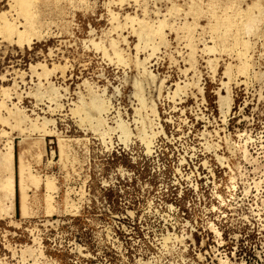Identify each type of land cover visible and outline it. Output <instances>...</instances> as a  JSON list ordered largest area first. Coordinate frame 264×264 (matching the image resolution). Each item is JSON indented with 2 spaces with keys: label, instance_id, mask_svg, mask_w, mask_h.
I'll return each mask as SVG.
<instances>
[{
  "label": "rangeland",
  "instance_id": "1",
  "mask_svg": "<svg viewBox=\"0 0 264 264\" xmlns=\"http://www.w3.org/2000/svg\"><path fill=\"white\" fill-rule=\"evenodd\" d=\"M0 32V264H264V0H0Z\"/></svg>",
  "mask_w": 264,
  "mask_h": 264
},
{
  "label": "bare ground",
  "instance_id": "2",
  "mask_svg": "<svg viewBox=\"0 0 264 264\" xmlns=\"http://www.w3.org/2000/svg\"><path fill=\"white\" fill-rule=\"evenodd\" d=\"M8 19V18H7ZM5 20V19H4ZM3 21V20H2ZM3 23V22H2ZM1 23V24H2ZM10 23H11V21H10ZM16 26V25H15ZM11 27H14V25H12V26H10V24L9 23H6L4 26H3V28H5L10 34H12V30H11ZM143 28H145V27H143L142 26V30H143ZM147 28V27H146ZM16 29V28H15ZM140 29V30H141ZM148 29V31H151V30H149V28H147ZM17 30V29H16ZM140 30H138V31H140ZM3 31V30H2ZM19 31H21V30H19ZM145 31V32H144ZM144 31H141L140 32V34L141 35H143V37L142 38H145L148 42H149V35L146 33V31L147 30H144ZM147 31V32H148ZM17 32V31H16ZM24 32V31H23ZM22 31L20 32V33H18L19 34V39H21V38H23V36H24V33H23ZM144 32V33H143ZM1 33V32H0ZM154 37V36H153ZM152 37V38H153ZM141 38V39H142ZM145 39H143L144 41V43H145ZM150 39H151V37H150ZM113 40H116V39H113ZM124 40H126V39H124ZM154 40V39H153ZM142 42V41H141ZM147 42V43H148ZM115 44H117V42L115 43ZM118 45V44H117ZM148 45H149V43H148ZM153 45V44H152ZM148 47V46H147ZM150 47V46H149ZM153 47V46H152ZM154 47H155V45H154ZM153 47V48H154ZM156 48V47H155ZM115 49V48H114ZM118 50H121V49H118ZM117 50V51H118ZM154 50V49H153ZM138 51V50H137ZM141 51V50H140ZM146 51V50H145ZM154 52H152V54H153ZM154 55V54H153ZM116 58H117V56H115ZM149 58V57H148ZM137 59V58H136ZM139 59V58H138ZM137 59V60H138ZM112 60V59H111ZM139 61V60H138ZM142 61V60H141ZM152 62V61H151ZM147 64L149 63V62H146ZM139 64V63H138ZM141 64V63H140ZM139 64V65H140ZM147 64H146V66H147ZM143 65V64H142ZM141 68V67H140ZM148 68V67H147ZM147 68H146V70H147ZM152 70V69H151ZM151 70H150V72H151ZM153 74V73H152ZM138 75H139V73H138ZM145 76V75H144ZM79 77V76H78ZM148 77V76H147ZM150 77V76H149ZM129 78V77H128ZM131 78V77H130ZM142 79V78H141ZM146 79V78H145ZM148 79V78H147ZM154 79V78H153ZM174 79V78H173ZM128 80V79H127ZM126 80V81H127ZM131 80V79H130ZM149 80V79H148ZM129 81V80H128ZM132 81H134V80H132ZM136 82H135V84H136V88H138L136 91H135V94L139 97V100L137 99V101L139 102H141V104L143 105V106H145V108L147 107V103H146V99L147 98H145L144 97V95H143V93H142V90L144 89L143 87H142V84L139 82V80H135ZM143 81V80H142ZM141 81V82H142ZM152 81V80H151ZM162 81V80H161ZM86 82H87V80H86ZM130 82V81H129ZM147 83H149V82H146V83H143V86L145 85V84H147ZM152 83V82H151ZM153 83H154V81H153ZM163 83V82H162ZM86 85V84H85ZM88 85V84H87ZM154 85V84H153ZM152 85V86H153ZM79 86V85H78ZM92 86V85H91ZM145 86H147V85H145ZM149 86V85H148ZM162 86H163V84H162ZM179 86H181V85H179ZM90 87V86H89ZM164 87H165V85H164ZM178 87V86H177ZM79 88H80V86H79ZM92 88V87H91ZM159 88H161V87H159ZM158 88V89H159ZM88 89V88H87ZM148 89V88H147ZM166 89H168L167 87H166ZM160 90V89H159ZM158 90V91H159ZM176 92L178 91L177 89L175 90ZM56 93H58L59 92V90L57 89L56 91H55ZM81 92V91H80ZM92 92V91H91ZM90 92V93H91ZM103 92V91H102ZM148 92V91H147ZM172 92V90H170V93ZM183 92V91H182ZM120 93H122V92H119V94ZM184 93V92H183ZM87 94V93H86ZM93 94V93H92ZM95 94V93H94ZM132 94V93H131ZM61 95V94H60ZM83 95H84V93H83ZM83 95H81L82 97H83ZM89 95V94H88ZM98 95V94H97ZM100 95V94H99ZM107 95V94H106ZM180 95V94H179ZM179 95H178V97H179ZM185 95V94H184ZM183 95V96H184ZM91 96V95H90ZM102 96V95H101ZM105 96V95H104ZM134 97H135V95H133ZM188 96V95H187ZM54 97V96H53ZM62 97V96H61ZM82 97H80L82 100H81V105H79L77 108H73V109H75V113L77 112V113H81V112H85V118H83V116H82V118L84 119V122L85 121H90L91 122V124L94 122V120H98V123L99 122H103V121H105L104 120V116H103V114L106 112L107 113V111L108 110H111L110 108H109V100H106L105 98H100V97H98V98H91L90 97V99H91V101L90 102H88V100H86V101H83V99L84 98H82ZM97 97V96H96ZM109 97V96H108ZM132 97V96H131ZM111 98V97H110ZM109 98V99H110ZM171 98V97H170ZM180 98V97H179ZM222 98V97H221ZM224 98V97H223ZM222 98V99H223ZM226 98V97H225ZM86 99V98H85ZM132 99V98H131ZM176 99V98H175ZM178 99V98H177ZM187 99V98H186ZM228 99V98H227ZM53 100V99H52ZM183 100V99H182ZM58 101V100H57ZM132 101V100H131ZM153 101V100H152ZM151 101V102H152ZM223 101V100H222ZM80 102V101H79ZM78 102V103H79ZM112 102V101H111ZM183 102V101H182ZM224 102H226V100L225 101H223V103ZM76 103V102H75ZM154 103V102H153ZM57 105H58V103H56ZM77 104V103H76ZM140 104V105H141ZM113 105V104H112ZM134 105V104H133ZM155 105V104H154ZM141 108H142V106H140ZM139 109V108H138ZM138 109H137V111H138ZM155 109V108H154ZM175 109V108H174ZM141 110V109H140ZM153 110V109H152ZM184 110V109H183ZM154 111V110H153ZM152 111V112H153ZM73 112V113H74ZM118 112V111H117ZM76 113V114H77ZM156 113V112H155ZM138 114V113H137ZM140 115V114H139ZM19 116H21V114H19ZM103 116V117H102ZM144 116V115H143ZM23 117V116H22ZM26 118H28L27 116H25ZM75 117V116H74ZM79 118V117H78ZM81 118V119H82ZM141 118H143V117H141ZM147 118V117H146ZM44 119H45V117H44ZM82 119V120H83ZM151 119V118H150ZM21 120H22V118H21ZM47 120V119H46ZM48 120H53V119H48ZM47 120V121H48ZM107 120V119H106ZM118 120V119H117ZM140 120V119H139ZM45 121V120H44ZM134 121H137L136 119L134 120ZM153 121V120H152ZM23 122V121H22ZM25 122V121H24ZM53 122V121H52ZM81 122V121H80ZM31 123V127L34 129V130H37V129H39L40 127H39V125L37 124V123H34V122H30ZM105 123V122H104ZM107 123V122H106ZM49 124V123H48ZM78 124V123H77ZM87 124V123H86ZM103 124V123H102ZM101 124V125H102ZM108 124V123H107ZM119 124H120V128H121V130H122V132H123V134H122V140H124L126 143L130 140V136L131 135H133V133H132V131H131V129L129 128V126L127 125V123H125V121L124 120H120L119 121ZM151 124V123H150ZM47 124H44V126H46ZM79 125V124H78ZM81 125H83V124H81L80 123V126ZM79 126V127H80ZM94 126V125H93ZM84 127V126H83ZM98 127V126H97ZM105 127V126H104ZM41 128H42V126H41ZM85 128H87V127H85ZM84 128V129H85ZM89 128H91V127H89ZM94 128V127H93ZM111 128V127H110ZM147 128V127H146ZM152 129V128H151ZM46 130V129H45ZM89 130V129H88ZM98 130H99V128H98ZM103 131V130H102ZM118 131V130H117ZM50 132V131H49ZM99 133V132H98ZM102 133V132H101ZM110 133V132H109ZM108 133V134H109ZM117 133V132H116ZM155 134L156 133H153V134H149L147 131L144 133V135L143 136H141L142 137V140H144V142L146 143V146H147V149H148V152H152V144H153V141H152V138L155 136ZM209 134V133H208ZM101 135V134H100ZM204 135V134H203ZM120 136V135H119ZM206 136H207V134H206ZM205 136V137H206ZM206 142V141H205ZM207 143V142H206ZM203 144H205V143H203ZM210 144V143H209ZM211 147V146H210ZM209 148V147H208ZM210 150H211V148H210ZM186 154H187V152H186ZM12 156L14 155L13 154V152H12V154H11ZM195 155V154H194ZM6 157H4V161L6 160L5 159ZM184 159L185 158H183V160L182 161H184ZM2 161V160H1ZM3 161V162H4ZM7 163H8V161H7ZM182 163V162H181ZM3 164H5V163H3ZM5 166H7V164H5ZM199 176H200V174H199ZM6 185V184H5ZM4 185V186H5ZM47 185L49 186V188H52L53 187V185H52V183L51 182H49V183H47ZM8 186V185H7ZM6 186V187H7ZM9 187H10V189H11V191L13 192V194H14V192H15V179L14 178H11V180H10V183H9ZM8 187V188H9ZM10 191V190H9ZM26 211V210H25Z\"/></svg>",
  "mask_w": 264,
  "mask_h": 264
}]
</instances>
